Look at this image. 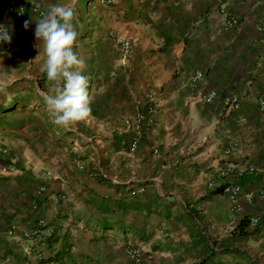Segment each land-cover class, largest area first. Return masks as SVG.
Segmentation results:
<instances>
[{"label": "crops", "instance_id": "1", "mask_svg": "<svg viewBox=\"0 0 264 264\" xmlns=\"http://www.w3.org/2000/svg\"><path fill=\"white\" fill-rule=\"evenodd\" d=\"M53 4L75 9L92 97L69 128L45 105L34 35ZM263 17L264 0H0L12 36L0 42V264H40L64 244L82 264H128L129 243L142 264H264ZM148 100L129 150L125 121Z\"/></svg>", "mask_w": 264, "mask_h": 264}, {"label": "clouds", "instance_id": "2", "mask_svg": "<svg viewBox=\"0 0 264 264\" xmlns=\"http://www.w3.org/2000/svg\"><path fill=\"white\" fill-rule=\"evenodd\" d=\"M76 13L71 5L53 4L35 20V38L43 43L44 61L40 71L46 73L52 95L44 97L52 122L69 128L91 115L92 97L88 79L83 75L85 61L73 50L78 33L74 26ZM31 20H25L27 29ZM8 27L0 25V42L11 43Z\"/></svg>", "mask_w": 264, "mask_h": 264}, {"label": "built area", "instance_id": "3", "mask_svg": "<svg viewBox=\"0 0 264 264\" xmlns=\"http://www.w3.org/2000/svg\"><path fill=\"white\" fill-rule=\"evenodd\" d=\"M109 0H101V2H108ZM220 13H223L224 10L220 9ZM233 20H227L225 21V26L232 25ZM260 30L263 33L264 36V17L260 21ZM115 42L119 46L120 52L122 55H125L129 52L130 48V42L126 39H121L118 36L115 37ZM202 76L201 71H196L193 74V81L199 77ZM216 97L215 91H209L204 96L203 99L206 102H210L213 98ZM232 107H236V101L234 98H231L229 100ZM155 107V103L153 100H148L146 104L142 107L141 110H139L134 116H132L130 119L125 121L124 126L127 128H130L132 130V135L129 141V150H133L136 147L137 144V138L139 134L142 132L143 125L145 123V120L147 117L153 112ZM258 107L260 110H264V97H261L258 99ZM239 189L238 186L231 187L230 190L232 192L237 191ZM224 190H229V188H225ZM260 195L264 197V187L260 189ZM231 198L233 195L230 196ZM251 221H256V218H251ZM41 224L40 220L35 221L31 226L27 227L23 232L22 235L25 238H34L37 236V230L39 228V225ZM141 248L133 243H129L126 245V254L128 256V264H142L141 259Z\"/></svg>", "mask_w": 264, "mask_h": 264}, {"label": "trees", "instance_id": "4", "mask_svg": "<svg viewBox=\"0 0 264 264\" xmlns=\"http://www.w3.org/2000/svg\"><path fill=\"white\" fill-rule=\"evenodd\" d=\"M248 219L242 218L236 225V230L240 234L243 233V228L247 225ZM40 264H82L77 261L75 256L70 252L69 244H64L59 250L54 252L51 256H48L40 261Z\"/></svg>", "mask_w": 264, "mask_h": 264}, {"label": "rangeland", "instance_id": "5", "mask_svg": "<svg viewBox=\"0 0 264 264\" xmlns=\"http://www.w3.org/2000/svg\"><path fill=\"white\" fill-rule=\"evenodd\" d=\"M101 262H102V263H104V264H107V262H106V261H105L106 263H105V262H103V261H101Z\"/></svg>", "mask_w": 264, "mask_h": 264}]
</instances>
